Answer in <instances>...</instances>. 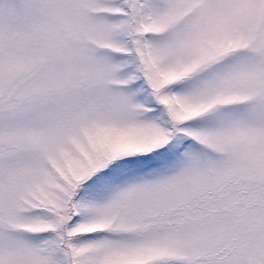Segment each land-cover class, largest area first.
Listing matches in <instances>:
<instances>
[{
    "label": "snow or ice",
    "instance_id": "6c2138e0",
    "mask_svg": "<svg viewBox=\"0 0 264 264\" xmlns=\"http://www.w3.org/2000/svg\"><path fill=\"white\" fill-rule=\"evenodd\" d=\"M0 264H264V0H0Z\"/></svg>",
    "mask_w": 264,
    "mask_h": 264
}]
</instances>
